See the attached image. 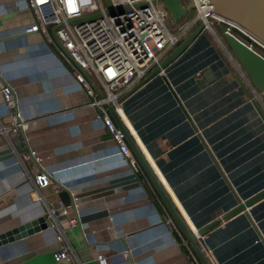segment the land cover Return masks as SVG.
I'll use <instances>...</instances> for the list:
<instances>
[{"label": "crops", "instance_id": "1", "mask_svg": "<svg viewBox=\"0 0 264 264\" xmlns=\"http://www.w3.org/2000/svg\"><path fill=\"white\" fill-rule=\"evenodd\" d=\"M32 23L26 0H0V75L32 121L0 135V234L43 216L49 227L0 246V264H97V255L107 264H201L128 143L131 161L115 147L71 65L40 35L25 33ZM207 70L212 79L203 84ZM237 79L264 114V95L215 27L121 98L120 121L195 229L264 189V123ZM9 116L0 96L1 127ZM40 171L50 185L37 202L30 177ZM60 187L74 207L60 201ZM247 211L203 237L212 264H264V199ZM63 248L68 260L56 261Z\"/></svg>", "mask_w": 264, "mask_h": 264}, {"label": "built area", "instance_id": "2", "mask_svg": "<svg viewBox=\"0 0 264 264\" xmlns=\"http://www.w3.org/2000/svg\"><path fill=\"white\" fill-rule=\"evenodd\" d=\"M155 1L109 0L111 9L116 11L110 15L104 0H26L33 23L25 33L40 35L46 45L55 47L59 60L71 65L70 74L75 84L90 99L89 106L99 109L97 118L120 154L129 161L132 156L125 135L115 126L107 107L112 106L119 119L124 121L121 98L157 67L194 27L202 23L204 31L213 32L211 21L214 20L225 24L229 33H239L250 47L262 49L242 29L218 19L212 6L207 5L210 0H183L186 6H195L196 15L177 25L172 24L163 5ZM120 9L124 11L117 13ZM100 90L104 96L100 95ZM98 95L100 98L97 99ZM0 96L10 114L9 127L0 126V135L26 130L32 121L18 111L15 90L1 75ZM31 155L36 163L41 162L34 153ZM30 178L34 200L38 202L40 191L50 185V175L40 171ZM56 239L62 242L64 237L59 235ZM54 258L56 261L68 260V249L63 248ZM95 260L97 264H107L102 255H97Z\"/></svg>", "mask_w": 264, "mask_h": 264}, {"label": "water", "instance_id": "3", "mask_svg": "<svg viewBox=\"0 0 264 264\" xmlns=\"http://www.w3.org/2000/svg\"><path fill=\"white\" fill-rule=\"evenodd\" d=\"M104 2L107 8L110 10L109 14L113 15L116 11L111 9L109 0H104ZM155 3H161L163 5L165 10L168 12L169 18L173 25L182 23V21L188 19L190 15L195 12V6H186L183 0H156ZM207 5L212 6V12L214 15L221 18L222 21L231 23L242 29L251 39L257 42L262 49H264V0H210V3H207ZM122 11H124V9H120L117 11V13H121ZM217 26L220 33L221 44L234 58L235 62L245 74L247 81L251 84L255 91L260 95H264V54L250 47L247 41L232 33H229L226 30L225 24L220 23ZM203 32L204 26L202 23H199L177 45V47L173 49L160 62V64L146 76V78L143 80V83L148 82L153 77L162 74V72L176 59H178ZM54 40L56 41L59 48L62 49V46L55 37ZM211 79V73L209 70H207V74L203 76L201 82L206 84L207 82H210ZM237 81L264 123V114L257 102L247 90L246 86H244V84L239 79H237ZM107 109L118 128L125 135V140L130 146L131 152L147 175L154 189L157 191L164 206L184 236L186 243L192 248L195 256L201 264H212L204 250L203 237L211 230L218 227L222 221H227L241 213L249 216L247 210L264 199V189L244 201H237V204L231 210L225 213L221 220L217 219L212 221L200 229L191 227L183 217L169 191L166 189L165 185L156 174L153 166L145 157L135 139L129 133L125 125L120 121L114 108L112 106H108ZM58 197L64 206L72 205L74 207L73 203L69 200L70 193L64 187H60V193L58 194ZM48 227L49 223L47 218L44 216L40 217L34 221L25 223L0 234V246L27 238L46 230Z\"/></svg>", "mask_w": 264, "mask_h": 264}, {"label": "rangeland", "instance_id": "4", "mask_svg": "<svg viewBox=\"0 0 264 264\" xmlns=\"http://www.w3.org/2000/svg\"><path fill=\"white\" fill-rule=\"evenodd\" d=\"M195 15H196V13L194 12V13H192V14L190 15L189 18L194 17ZM211 23H212V27H213V29L216 27V32L220 35V33H219V29H218V27L216 26V25H218V23H216L214 20H212ZM171 31H172V33H175V30L172 29V28H171Z\"/></svg>", "mask_w": 264, "mask_h": 264}, {"label": "trees", "instance_id": "5", "mask_svg": "<svg viewBox=\"0 0 264 264\" xmlns=\"http://www.w3.org/2000/svg\"><path fill=\"white\" fill-rule=\"evenodd\" d=\"M235 35H237L239 38L244 39L239 33H237L236 31H233ZM246 41V40H245ZM248 42V41H247ZM256 50H258L259 52L264 54V50L256 47Z\"/></svg>", "mask_w": 264, "mask_h": 264}, {"label": "bare ground", "instance_id": "6", "mask_svg": "<svg viewBox=\"0 0 264 264\" xmlns=\"http://www.w3.org/2000/svg\"><path fill=\"white\" fill-rule=\"evenodd\" d=\"M216 16V15H215ZM218 19L222 20L221 18H219L218 16H216Z\"/></svg>", "mask_w": 264, "mask_h": 264}]
</instances>
